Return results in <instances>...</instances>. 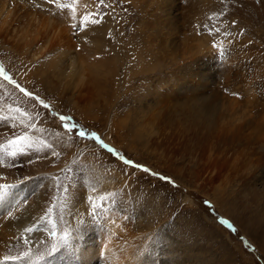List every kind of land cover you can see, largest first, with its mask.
Masks as SVG:
<instances>
[{"label": "rangeland", "instance_id": "obj_1", "mask_svg": "<svg viewBox=\"0 0 264 264\" xmlns=\"http://www.w3.org/2000/svg\"><path fill=\"white\" fill-rule=\"evenodd\" d=\"M26 184L39 213L13 222ZM3 185L0 264H264V0H0Z\"/></svg>", "mask_w": 264, "mask_h": 264}, {"label": "bare ground", "instance_id": "obj_2", "mask_svg": "<svg viewBox=\"0 0 264 264\" xmlns=\"http://www.w3.org/2000/svg\"><path fill=\"white\" fill-rule=\"evenodd\" d=\"M1 7H2V10L3 11L6 10V7L5 6H1ZM8 12L10 13V10ZM40 24L41 23H39V22H37L35 24H32V25H34L35 29L34 30H30L29 32H27L24 37H28L27 35H31L30 33H33V32L35 34L39 35V36H40V34L41 35H44V37H43L44 41L49 42L48 44H50V42L53 41L52 44H54V46H55L54 48L59 49L60 50L59 52H61L62 55H64L65 53L67 54V52L69 50H64V47H65V45L67 46L66 48L69 47L68 46L69 45V40L64 45H62L61 43H59L61 41V39L64 37L62 33H60V32L57 33V32H55V29L54 28H50L49 29V27H47L45 30L41 31L42 27H44V26H41L39 28ZM66 36H68V35H66ZM65 39H66V37H65ZM85 70H86V68L82 64L79 65V63H77L76 59H73L71 61L70 67H69L68 78H71V79H74V78H77L78 79L79 78V80H83L84 79V76H85L83 72ZM82 83H83V81H82ZM79 84H80V82H79ZM211 103H212V101H211ZM195 108H197L196 111H198V112H196V113H194L193 115L190 116L191 119H192V121H202V122L205 123V121H208L210 119V117L207 116L204 112H200L201 109H205V108H203L202 105H198ZM207 109H209V108H207ZM247 110L244 113L242 112V114H244L246 116V114L249 112ZM193 111H195V110H193ZM250 116H252V115H250ZM207 117L209 119H207ZM240 117L241 118L238 119V122H236L235 125L238 124V123H240L239 125H241L243 122H245V117H242V116H240ZM246 118H248V117L246 116ZM251 118H250V120H251ZM253 119L255 120V118H253ZM242 120H243V122H241ZM237 128H239V126ZM188 129H189V127H188ZM233 129H235V128H233ZM235 131L237 133V130H235ZM239 134H241V133H239ZM33 191H34V189L32 188V186L29 187V184H26V185L22 186V189H21L20 192L13 194L12 197L9 198L11 200V202H12L11 211H12V218L14 220L13 222H21L23 220L27 221V219L29 221H31V217H32L31 216V210L30 211L27 210V208L29 206L34 207L35 208L34 211H36L37 213H39L36 210V209H40V207L37 204V201L36 200L35 201L32 200L33 199L32 198V192ZM47 195H50V197H51L52 192L47 193ZM41 200L42 199L40 198V201ZM44 201H45V199H44ZM1 209L2 208H0V213H1ZM32 214H35V213H33V211H32ZM16 227H17V225H16ZM114 228H116V226H115L114 223L111 222V223H108L104 229H105V231L107 232V234L109 236L110 234L112 235L111 232H112V230H114ZM13 229L14 228H13L12 225L10 226V223H6V224L0 225V262L3 261L1 254H3L6 249L8 250V248H9V246L11 244V241H12L11 238H13L12 235L17 234L18 228L14 232H13ZM12 232L15 233V234H13ZM100 235H103V234L100 233ZM103 253L105 254L104 255V258H103L105 264H129V262L132 259V257H131V249L128 246H125L124 244H118V245L109 246L107 248H104ZM79 262L81 264H95V263H93L91 256H89V254L87 252H84L82 254V258H81V260Z\"/></svg>", "mask_w": 264, "mask_h": 264}, {"label": "snow or ice", "instance_id": "obj_3", "mask_svg": "<svg viewBox=\"0 0 264 264\" xmlns=\"http://www.w3.org/2000/svg\"><path fill=\"white\" fill-rule=\"evenodd\" d=\"M101 2H102V0H101ZM71 5H69V7H70ZM62 7H63V5H62ZM90 16H91V13H89V14H87V15H85L84 16V20L87 22L88 20H89V18H90ZM93 23H98L99 21L98 20H93L92 21ZM218 47H219V45H218ZM29 95H31L30 93H29ZM46 107H47V105H45ZM61 119H63V120H66V119H68L67 117H61ZM67 126V125H66ZM84 133H81V135H83ZM27 139V137L26 136H17L14 140H12V141H9V143L10 144H13V145H15V144H17V143H19V142H21V141H25ZM105 147H107V145H105ZM13 155H15V153H12ZM127 163H132L131 161H126ZM137 167H142V166H140V165H137ZM145 171H148V169H144ZM0 187H3L4 189H7L8 187H10L9 185H3V186H0ZM89 199L90 200H92V197H89ZM100 199H103V197H101ZM95 207H96V205L95 204H93V208L95 209ZM49 213L52 211V209L51 208H49ZM34 230V228H32V227H29V228H26L25 229V231L26 232H31V231H33ZM67 236H68V233H64V238L66 239L67 238ZM26 242V241H25ZM53 251H55L56 250V245H53V249H52ZM29 255V253H25L24 254V256L25 257H27ZM5 259H21V257H19V256H17V257H5Z\"/></svg>", "mask_w": 264, "mask_h": 264}]
</instances>
